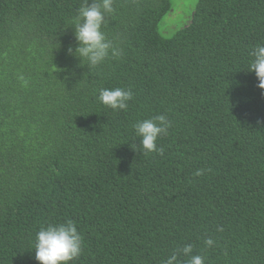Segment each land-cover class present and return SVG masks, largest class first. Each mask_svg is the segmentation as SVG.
Listing matches in <instances>:
<instances>
[{"label": "trees", "instance_id": "1", "mask_svg": "<svg viewBox=\"0 0 264 264\" xmlns=\"http://www.w3.org/2000/svg\"><path fill=\"white\" fill-rule=\"evenodd\" d=\"M84 3L0 0V264H39L36 233L67 220L83 237L70 264H187L188 244L204 264H264V89L248 72L264 0L191 1L175 30L172 0H113L119 55L95 68L68 53ZM115 88L126 110L100 103ZM158 115L162 154L134 150Z\"/></svg>", "mask_w": 264, "mask_h": 264}, {"label": "clouds", "instance_id": "2", "mask_svg": "<svg viewBox=\"0 0 264 264\" xmlns=\"http://www.w3.org/2000/svg\"><path fill=\"white\" fill-rule=\"evenodd\" d=\"M113 12V0H85L78 9V15L74 23V36L77 47H69L68 53L80 60L87 61L88 68L101 65L110 55L116 57L119 51L111 40L102 31V25ZM181 28V27H180ZM250 55L253 59L248 72H254L259 83L258 87L264 89V45H257ZM133 92L128 89H101L99 101L101 104L113 110H126L128 102L132 100ZM135 135L139 144L132 148H139L144 153L157 152L162 154V149L157 146V139L166 135L170 127V121L164 115H158L151 119H144L134 126ZM202 174L198 170L195 175ZM214 241H205L207 246H212ZM83 237L78 231L74 221L67 220L61 224L50 223L41 227L36 233L34 241L35 259L39 264H70L76 260L82 252ZM185 257H190L187 264H204V258L199 254H193L191 244L185 245L179 250ZM178 256H169L165 264H177Z\"/></svg>", "mask_w": 264, "mask_h": 264}, {"label": "rangeland", "instance_id": "3", "mask_svg": "<svg viewBox=\"0 0 264 264\" xmlns=\"http://www.w3.org/2000/svg\"><path fill=\"white\" fill-rule=\"evenodd\" d=\"M191 1L195 0H172V11L166 14L163 20L169 30H175L183 26L185 21L184 17L190 11L189 4Z\"/></svg>", "mask_w": 264, "mask_h": 264}]
</instances>
